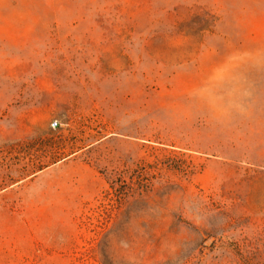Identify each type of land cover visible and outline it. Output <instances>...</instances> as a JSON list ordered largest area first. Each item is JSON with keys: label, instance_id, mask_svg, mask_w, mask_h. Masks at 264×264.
Instances as JSON below:
<instances>
[{"label": "rangeland", "instance_id": "1", "mask_svg": "<svg viewBox=\"0 0 264 264\" xmlns=\"http://www.w3.org/2000/svg\"><path fill=\"white\" fill-rule=\"evenodd\" d=\"M0 264H264V0H0Z\"/></svg>", "mask_w": 264, "mask_h": 264}, {"label": "built area", "instance_id": "2", "mask_svg": "<svg viewBox=\"0 0 264 264\" xmlns=\"http://www.w3.org/2000/svg\"><path fill=\"white\" fill-rule=\"evenodd\" d=\"M57 125H58V122L53 123V127H57Z\"/></svg>", "mask_w": 264, "mask_h": 264}]
</instances>
